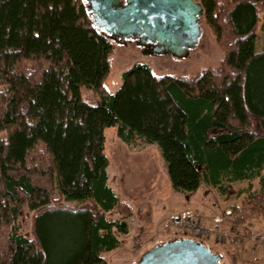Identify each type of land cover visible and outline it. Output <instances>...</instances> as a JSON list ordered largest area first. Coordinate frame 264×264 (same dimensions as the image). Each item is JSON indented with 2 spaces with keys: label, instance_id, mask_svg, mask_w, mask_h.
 <instances>
[{
  "label": "trees",
  "instance_id": "1",
  "mask_svg": "<svg viewBox=\"0 0 264 264\" xmlns=\"http://www.w3.org/2000/svg\"><path fill=\"white\" fill-rule=\"evenodd\" d=\"M199 1L219 63L159 75L136 62L112 92L115 43L86 0H0V264H109L116 232H129L108 215L121 205L108 181L110 126L127 144L157 143L178 191L260 177L231 210L250 227L264 216V0Z\"/></svg>",
  "mask_w": 264,
  "mask_h": 264
},
{
  "label": "rangeland",
  "instance_id": "2",
  "mask_svg": "<svg viewBox=\"0 0 264 264\" xmlns=\"http://www.w3.org/2000/svg\"><path fill=\"white\" fill-rule=\"evenodd\" d=\"M264 13L258 28L256 49H264ZM202 36L196 46L190 49L185 58H176L164 53H145L144 46L138 39H126L124 42L114 41L115 51L111 56L112 70L106 79V86L116 92L122 83V74L134 62L148 61L154 73L159 75L177 74L189 75L206 67H214L222 57L212 30L202 19ZM82 95L93 104L97 103L95 91L88 87L82 88ZM105 152L109 160V184L124 200L122 211L130 207L136 220L145 224L149 230L145 236L139 234V228L134 226L131 234L124 237L123 248L118 252L103 253L109 264H138L141 255L156 244L178 237L199 239L214 252L220 253L221 264H264V250L255 249L250 241L242 244L219 243L212 238H201L191 233L174 230L171 218L174 216L194 217L203 223H211L215 216L225 215L227 209L242 203L252 191L262 188L260 177L253 179L223 182V189L206 181L195 191L182 192L176 190L170 181L167 163L157 143H148L144 138H138L135 143L127 144L119 136L117 127L110 126L105 130ZM6 136V131L0 132V139ZM175 200L182 211L169 209ZM72 204H75L72 202ZM26 209V218L22 220V232L30 235L32 227V212ZM118 211L108 214L109 218H117ZM232 219L235 221L234 216ZM253 227L239 223L247 232H264V216L258 215L251 220ZM153 224L154 227H153ZM155 236V239H152ZM139 241V244L137 243ZM122 242V241H121Z\"/></svg>",
  "mask_w": 264,
  "mask_h": 264
},
{
  "label": "water",
  "instance_id": "3",
  "mask_svg": "<svg viewBox=\"0 0 264 264\" xmlns=\"http://www.w3.org/2000/svg\"><path fill=\"white\" fill-rule=\"evenodd\" d=\"M93 21L112 40L138 39L145 53L185 58L202 36L199 0H86ZM221 254L202 241L176 238L156 244L138 264H221Z\"/></svg>",
  "mask_w": 264,
  "mask_h": 264
},
{
  "label": "built area",
  "instance_id": "4",
  "mask_svg": "<svg viewBox=\"0 0 264 264\" xmlns=\"http://www.w3.org/2000/svg\"><path fill=\"white\" fill-rule=\"evenodd\" d=\"M232 217V210L227 209L225 215L215 216L211 223H203L194 217L174 216L170 225L174 230L201 238H212L219 243L242 244L250 241L255 249L264 250V232H247L246 228L236 223ZM152 239H155V236ZM137 243L139 244V241Z\"/></svg>",
  "mask_w": 264,
  "mask_h": 264
},
{
  "label": "crops",
  "instance_id": "5",
  "mask_svg": "<svg viewBox=\"0 0 264 264\" xmlns=\"http://www.w3.org/2000/svg\"><path fill=\"white\" fill-rule=\"evenodd\" d=\"M137 62H146V63H148L149 64V62L148 61H137ZM134 63H136V62H134ZM133 63V64H134ZM150 65V64H149ZM150 67L152 68V66L150 65ZM129 145V144H128ZM107 170H108V175H109V180H110V174H109V168H107ZM108 180V181H109ZM113 188V187H112ZM114 189V188H113ZM115 191V190H114ZM116 194H117V192H116ZM118 195V194H117ZM118 197H119V199H120V202H121V205H120V207H119V210H118V217L117 218H114V219H119V218H125L127 221H128V223H129V232L127 233V234H122V233H119V232H116V234L118 235V237L121 239V243H120V245L116 248V249H114V250H112V252H119L122 248H123V246H124V244H123V241L125 240L124 239V237H126V236H128L129 234H131L132 233V231H133V229H134V226H136V228H139V234H141L142 235V237H144L145 236V233H146V231H148L149 230V228L145 225V224H143L144 226H142L141 225V221H139V220H136V218H135V214L133 213V210L129 207L128 209H127V211H122L121 210V207L123 208V206H124V204H125V202H124V200H122L121 198H120V196L118 195ZM176 200H175V202H174V204H171V207L169 208L170 210H171V208H172V211L174 210V211H182V210H180V209H182V208H179V207H183V206H179V204H183V202H179V203H177V206H175V204H176ZM134 225V226H133ZM154 225L155 224H153V227H154ZM105 257V256H104ZM105 259L107 260V262L109 263V260L105 257Z\"/></svg>",
  "mask_w": 264,
  "mask_h": 264
},
{
  "label": "bare ground",
  "instance_id": "6",
  "mask_svg": "<svg viewBox=\"0 0 264 264\" xmlns=\"http://www.w3.org/2000/svg\"><path fill=\"white\" fill-rule=\"evenodd\" d=\"M176 58H180L181 59V57H178V56H176Z\"/></svg>",
  "mask_w": 264,
  "mask_h": 264
}]
</instances>
